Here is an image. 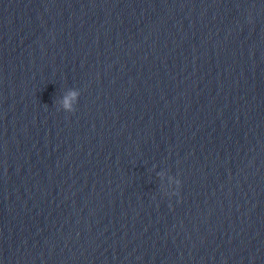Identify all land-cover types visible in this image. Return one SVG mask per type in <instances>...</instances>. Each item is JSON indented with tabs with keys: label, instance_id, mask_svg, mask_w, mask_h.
Segmentation results:
<instances>
[{
	"label": "water",
	"instance_id": "95a60500",
	"mask_svg": "<svg viewBox=\"0 0 264 264\" xmlns=\"http://www.w3.org/2000/svg\"><path fill=\"white\" fill-rule=\"evenodd\" d=\"M0 264H264V32L0 0Z\"/></svg>",
	"mask_w": 264,
	"mask_h": 264
},
{
	"label": "clouds",
	"instance_id": "9594fccd",
	"mask_svg": "<svg viewBox=\"0 0 264 264\" xmlns=\"http://www.w3.org/2000/svg\"><path fill=\"white\" fill-rule=\"evenodd\" d=\"M79 95H80V91L78 89L70 92V96L71 97H77ZM63 109L68 111V112H74L75 111V109L71 108V106L68 104L67 99H65V102H64V105H63ZM176 185H177L178 188H180V186H181V180L180 179L176 180ZM174 195L178 196L179 195V191L174 193Z\"/></svg>",
	"mask_w": 264,
	"mask_h": 264
}]
</instances>
